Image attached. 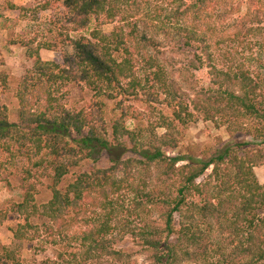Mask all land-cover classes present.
Wrapping results in <instances>:
<instances>
[{"label":"trees","instance_id":"obj_1","mask_svg":"<svg viewBox=\"0 0 264 264\" xmlns=\"http://www.w3.org/2000/svg\"><path fill=\"white\" fill-rule=\"evenodd\" d=\"M250 2L257 14L244 25L256 21L258 26L256 29L246 27L242 35L238 32L226 34L229 26L222 24L238 13L241 2L235 0H47L40 5L41 11H47L62 3L67 11L66 20L62 19V31L55 34L57 22H53L50 30L55 34L53 42L37 41V37H24L17 41L18 46L25 50V57L35 60L33 70L22 79L17 90L20 123L9 122L6 111L0 109V151L8 155L9 164L28 163L22 169L25 189L22 201L9 207L25 221L15 229L16 240L27 238L30 230L34 229L32 238L39 237V229L32 225L31 219L47 217L52 224H44L43 228L45 234L53 239L51 242L56 243V238L60 237L78 244L77 251L59 254L60 261L53 264L98 261L105 255L116 254L111 248L114 244L111 236L117 228L115 224L120 222L119 214L124 211L128 217L138 214L143 204L140 199L147 198L144 206L150 205V212L160 208L163 223L159 227L147 224L144 230L132 232L143 239L157 264H182L184 260L196 264H242L240 257L243 259L245 255L249 259L243 264H264V185L258 182L254 173V167L259 166L261 158L259 146L264 143L259 140L264 136V103L258 102V98L264 96V77L261 74L251 76L248 69L235 66L232 53L222 50L231 38V41L244 45L249 36L260 34L257 20L261 21L260 17L264 14V0ZM92 16L97 20L102 18L104 23H114L119 19L120 25L108 35L94 29L90 38L82 35L78 39H70L71 32H81L90 25ZM143 21L149 25L145 27L148 31L142 34L139 29ZM150 32L152 35H149ZM160 35L171 40L179 36L184 40V46L196 47L200 51L199 54L194 53L188 69L199 68L206 61L212 67L213 81L218 89L203 93L204 102L201 99L192 100V109L181 96L178 97L166 68L155 58L144 54L149 46L157 47ZM59 36H64L63 41L74 47L73 58L67 59L69 67L66 69L54 62L44 61L40 55L41 50H55ZM128 42L135 47L127 45ZM120 53L125 55L122 61L117 58ZM136 55L141 56V67L134 61ZM221 60L231 62L227 70H218L213 64ZM139 69L146 72L143 88L150 81L155 82L158 89L152 93L155 101L159 100L160 93L170 98L165 102L173 108L172 119L162 116L158 125L169 131L166 135L159 137L153 131L158 126L147 129L145 137L143 133L130 131L115 123L113 139L109 140L97 132L93 119L80 117L81 114H66L65 110L61 112L64 115L56 112L55 104L59 100L55 93L64 84L84 83L94 92L109 98L114 97L116 89H120L119 94L134 95L143 84L137 77ZM44 79L51 85L42 86ZM126 80L128 84L123 86ZM229 81L237 82L240 91L230 89ZM55 84L54 89L52 85ZM34 92L40 100L46 99L44 110L35 112L28 105V97ZM200 115L217 123L236 124L229 127L231 131L246 130L255 142L228 146L209 160L168 155L164 147L176 149L178 144L172 138V130L181 133L179 126L188 127ZM85 130H88L87 133ZM73 131L82 137L73 138ZM66 139L76 143V146H70ZM28 142H32L35 149L27 148ZM114 150L122 152L112 157ZM43 151L50 152L49 156H53L54 160L37 159ZM103 151L111 155L109 167H95L89 173L80 174L65 189L58 188L62 178L68 174V168L74 164H66L63 157L79 152L84 154V158L92 159ZM126 151L135 156L124 159ZM181 162L185 163L179 165ZM45 163L52 165L54 171L50 177L53 196L49 202L40 205L35 201V183L29 182L36 174L33 170L40 169ZM152 165L165 166L159 191L150 189L146 192L147 183L143 182L134 189L136 195L129 200V204H126L124 195L115 198L111 189L119 180L114 178L117 172L129 173ZM208 170L211 174L207 181L198 183ZM116 190L119 188L116 187ZM211 192V197H203V194ZM200 194L202 198L199 202L189 201L191 196ZM8 213V210L0 211V224ZM210 221L219 225V231L229 232L227 240L221 241L214 235L215 225ZM75 226L82 230L68 234ZM236 242L234 253L224 250ZM216 257L218 261L212 262L211 259ZM0 264L23 262L12 249L4 247Z\"/></svg>","mask_w":264,"mask_h":264},{"label":"rangeland","instance_id":"obj_2","mask_svg":"<svg viewBox=\"0 0 264 264\" xmlns=\"http://www.w3.org/2000/svg\"><path fill=\"white\" fill-rule=\"evenodd\" d=\"M47 0H0V109L6 111L8 115V121L11 123H20L19 109L20 104L17 98V90L22 79L28 75L29 71L34 68L33 59L25 57V50L18 46L17 41L24 37H37V41H52L53 37L58 32L62 31L63 21L67 13L66 8L62 3H57L52 10L41 11L40 5ZM241 2L238 13L232 15V18H228L222 24H226L227 33L229 34L238 32L242 35L246 32V27L257 28L256 21L248 22L249 19L256 16L257 12L255 7L250 5L252 0H235ZM167 5V4H165ZM16 7V8H15ZM257 20L260 24V34L257 36H249V39L244 45L241 42H233L232 38L225 42L222 46L223 51L232 53V57L235 58V66H241L248 69L251 72V76L261 74L264 77V14ZM66 20V19H65ZM64 20V21H65ZM243 20V21H242ZM119 21V19H118ZM104 23L103 19L97 20L95 16H92L91 23L88 27L81 30L78 33H70V39H78L79 37L86 36L91 37V32L94 29H100L105 34H110L115 27L120 25L119 22ZM57 22L55 25L54 33L50 32L53 28L52 23ZM103 23V24H102ZM146 21L140 23V31L142 34L148 30L145 28ZM64 33V32H63ZM66 35V34H65ZM149 35H152L150 32ZM154 35V33H153ZM64 36H59L58 47L49 52H43L41 56L44 61H51L59 65L61 68L66 69L67 59H72L74 55V47L72 44L63 41ZM54 41V40H53ZM52 41V42H53ZM157 47L149 46L144 51L145 56H151L155 58L157 62L166 68L168 71V78L171 83L176 87V93L178 97L185 100L192 107V100L201 99L205 101L204 94L208 90H217L218 87L214 84L212 73V67L205 62L199 68H191L190 61L194 58V53L199 54L200 51L196 47H186L183 44L184 40L176 36L174 40L166 39L163 35L157 38ZM38 43V42H37ZM127 45L135 47L133 43L128 42ZM211 50V49H210ZM213 50H211V53ZM124 54H118L117 58L122 61ZM138 67L143 65L141 56L136 55L135 60ZM227 63V64H226ZM215 64L218 70H227L231 65V62L221 60L220 63ZM233 64V63H232ZM31 76V75H30ZM29 76V77H30ZM146 72L143 69L137 70V77L142 80V86H139L138 92L134 95L119 94L120 89H116L113 98L99 95L94 92L84 83L70 82L68 85L61 86V89L57 91L55 96L59 100L55 104L56 112L58 115L66 114L73 116L81 114L80 117H88L93 119L94 125L97 127V132L106 137V139H113V124L117 123L119 127H125L130 131L137 133H143L146 137L148 135L147 129L151 126H158L161 123V117L172 119V107L166 104L165 99L170 100L167 94H159V100L155 101V93L157 86L155 82L150 83L143 88L145 84ZM61 83V81H59ZM230 89H234L235 92H239V84L235 81H229ZM128 80L123 82V86H127ZM42 86L48 87L51 83H47V80H42ZM61 85V84H60ZM55 85L52 87L55 89ZM41 87V86H39ZM53 89V90H54ZM36 92V91H35ZM35 92L28 97V105L35 112L44 110L47 107L46 99L40 100ZM150 100V101H149ZM215 101V99H213ZM258 102L264 103V96L258 98ZM59 105V106H58ZM122 118H124L122 120ZM220 120V119H219ZM247 123V122H246ZM257 123V122H255ZM235 127L236 124L230 125V123L215 122L212 120H206L202 115L199 116L197 121L190 124L188 127L179 126L178 130L181 133L175 132L172 138L177 141V148L173 149L171 146L164 147V150L171 156H182L185 159L191 157L200 158L203 160H209L214 157L218 151L223 150L228 146L234 144L254 143L255 141L247 135L246 130L231 131L229 127ZM86 133L88 130H85ZM84 131V132H85ZM153 131L159 136L166 135L169 131L165 127L158 126ZM73 138H81L75 131L72 132ZM70 146H76V143L66 139ZM264 141V136L259 139ZM128 143V142H127ZM26 147L29 149H35L32 142L26 143ZM129 147H131L129 145ZM252 146L251 148H253ZM244 148V147H243ZM261 149V158L259 160V166L254 167V173L258 182L264 185V143L259 146ZM130 150V148H129ZM77 151V149H76ZM122 150H114L113 156L118 155ZM240 153V152H239ZM50 152L43 151L37 159L40 157L53 161V156H49ZM84 154L75 152L70 153V156L63 157L64 162L72 164L70 166L68 174H66L58 188L65 189L68 184L74 182L75 179L83 173H89L93 168H107L110 165V158L108 152L103 151L101 154H96L92 159L84 158ZM135 156L132 152L126 151L124 159ZM241 156V155H240ZM8 155L0 151V211L8 210L7 217L0 224V256L4 247H9L20 257L23 264H53L59 262V254L72 253L77 251L78 244H72L69 240H61L60 237L56 238V243L51 242L53 239L51 236H47L44 232L43 225H51L52 221L47 217H36L31 219V223L35 228L39 229V237L32 238L35 235V229L30 230L27 238L23 240H16L14 237L15 229L19 224H24L25 221L18 213L9 208L12 204H17L22 201L23 193V174L22 169L28 165L22 161L18 165L9 164ZM11 163V162H10ZM185 162H181L179 165H183ZM256 164V163H255ZM165 166L152 165L147 168L139 167L132 172L119 171L114 175V178H119L116 185L112 186L111 191L116 197L124 195L127 198L126 204H129V200L136 195L135 190L141 186L143 182L147 183L146 192L148 190H158L162 188L160 181L163 179ZM38 171V172H37ZM35 174L29 183H35V201L40 205L47 203L53 196V182L50 178L53 176L54 171L52 165L45 163L40 169L33 170ZM211 174V170H208L203 177L198 180V183H204L207 181L208 176ZM116 187L119 190H116ZM132 187V188H131ZM209 188V187H208ZM207 188V190H208ZM135 189V190H134ZM159 191V190H158ZM209 191H211L209 189ZM211 197L212 192L203 197ZM224 197V196H222ZM200 195H194L190 197L189 201L199 202ZM140 201L143 203L138 214H134L132 217H128V214L124 211L119 214V224L117 228L113 230L111 239L113 241L112 250L116 254H108L103 256L100 260H93L87 264H157L154 254L151 250L143 244V239L140 236L133 235L132 230L140 232L144 230L147 224L160 226L162 225L161 210L157 208L154 211L149 210L150 205H145L147 198H142ZM140 202V203H141ZM213 203H216L215 201ZM93 211V208H91ZM149 210V211H148ZM199 217V216H197ZM176 219H179V215H176ZM118 220L115 221L117 223ZM210 223L214 226V235L218 236L221 241L227 240L229 232L226 230L219 231V225L213 221ZM78 227L77 229H75ZM225 227V224H224ZM74 230L70 233H74L76 230H82L81 227L75 226ZM230 230V229H229ZM228 230V231H229ZM32 238V239H30ZM238 242V241H237ZM230 244L227 247H223L228 253H234L235 245ZM119 253V254H118ZM249 256L245 255L244 258L240 257L241 263H246ZM212 262L218 261V257L211 259ZM73 264H76L72 262ZM182 264H196L189 261H182ZM199 264H202L200 262Z\"/></svg>","mask_w":264,"mask_h":264},{"label":"crops","instance_id":"obj_3","mask_svg":"<svg viewBox=\"0 0 264 264\" xmlns=\"http://www.w3.org/2000/svg\"><path fill=\"white\" fill-rule=\"evenodd\" d=\"M43 52H49L48 50H41L40 55H43Z\"/></svg>","mask_w":264,"mask_h":264}]
</instances>
